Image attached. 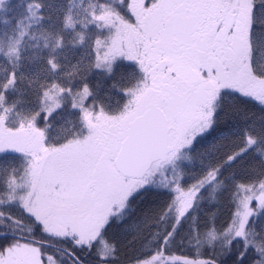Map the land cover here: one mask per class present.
Returning <instances> with one entry per match:
<instances>
[{
	"label": "snow or ice",
	"instance_id": "6c2138e0",
	"mask_svg": "<svg viewBox=\"0 0 264 264\" xmlns=\"http://www.w3.org/2000/svg\"><path fill=\"white\" fill-rule=\"evenodd\" d=\"M0 264H264V0H0Z\"/></svg>",
	"mask_w": 264,
	"mask_h": 264
}]
</instances>
